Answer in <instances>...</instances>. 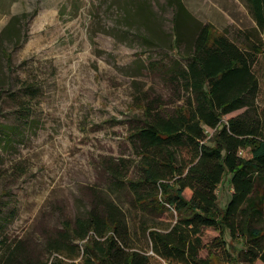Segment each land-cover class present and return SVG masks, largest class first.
<instances>
[{
	"label": "rangeland",
	"instance_id": "rangeland-1",
	"mask_svg": "<svg viewBox=\"0 0 264 264\" xmlns=\"http://www.w3.org/2000/svg\"><path fill=\"white\" fill-rule=\"evenodd\" d=\"M182 1L236 42L253 26L239 0ZM171 17L169 0H0V255L21 241L36 263L49 260L47 238L84 216L94 196L131 217L100 162L134 159L125 138L137 97L172 94L150 67L177 59ZM254 71L264 100L260 57ZM228 181L216 190L220 208ZM214 236L204 230V243Z\"/></svg>",
	"mask_w": 264,
	"mask_h": 264
},
{
	"label": "trees",
	"instance_id": "trees-1",
	"mask_svg": "<svg viewBox=\"0 0 264 264\" xmlns=\"http://www.w3.org/2000/svg\"><path fill=\"white\" fill-rule=\"evenodd\" d=\"M239 1L253 26L236 42L169 0L177 59L150 67L172 94L137 97L125 138L134 159L100 162L131 217L94 196L84 216L47 238L49 260L36 263L15 241L0 264H264V100L254 71L264 61V0ZM227 176L220 208L216 190ZM206 229L216 233L208 243Z\"/></svg>",
	"mask_w": 264,
	"mask_h": 264
},
{
	"label": "crops",
	"instance_id": "crops-1",
	"mask_svg": "<svg viewBox=\"0 0 264 264\" xmlns=\"http://www.w3.org/2000/svg\"><path fill=\"white\" fill-rule=\"evenodd\" d=\"M227 179H229V176H227ZM228 185H229V181H228ZM230 193H231V188H230V186H229V195H230ZM229 195H228V198H229ZM228 198H227V200H228ZM227 200L225 201L223 207L225 206ZM223 207H222V208H223ZM230 264H232V263H230Z\"/></svg>",
	"mask_w": 264,
	"mask_h": 264
}]
</instances>
